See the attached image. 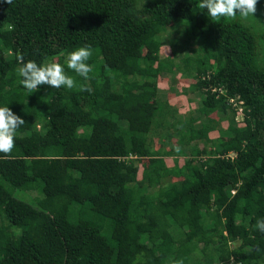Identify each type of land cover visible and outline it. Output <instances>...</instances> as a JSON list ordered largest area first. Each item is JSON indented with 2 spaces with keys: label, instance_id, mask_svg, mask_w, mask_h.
Masks as SVG:
<instances>
[{
  "label": "trees",
  "instance_id": "obj_1",
  "mask_svg": "<svg viewBox=\"0 0 264 264\" xmlns=\"http://www.w3.org/2000/svg\"><path fill=\"white\" fill-rule=\"evenodd\" d=\"M141 3L0 0V107L25 121L11 157L0 153V264H264V233L254 229L264 218L256 33L241 19L214 22L198 0ZM178 25L179 48L193 54L176 62L160 49ZM84 45L93 49L89 80L66 65ZM21 57L63 65L77 87L29 94ZM169 67L194 79L199 124L175 120L167 138L177 143L161 150L149 136L170 126L158 98ZM230 97L242 100L239 122ZM212 110L219 120L200 119ZM224 120L228 138H211ZM173 154L183 162L168 166Z\"/></svg>",
  "mask_w": 264,
  "mask_h": 264
},
{
  "label": "clouds",
  "instance_id": "obj_2",
  "mask_svg": "<svg viewBox=\"0 0 264 264\" xmlns=\"http://www.w3.org/2000/svg\"><path fill=\"white\" fill-rule=\"evenodd\" d=\"M11 5L13 0H6ZM145 0H142L137 8H143ZM258 0H198V7L207 11L208 17L214 22H219L221 18L246 19L254 16L257 10ZM93 55L90 45H84L71 51L66 57L67 69L74 72L84 80H89L93 72L92 66L88 63ZM18 76L21 77L20 84L29 94L38 90L41 85L51 88H67L69 90L77 87L76 79L67 74L65 67L59 63L47 62L38 64L36 61H22L17 69ZM80 91L91 92V88L86 84L79 85ZM25 124L24 119L16 115L8 106L0 107V153L5 157H11L15 147V137L18 129ZM254 229L264 233V218L258 219Z\"/></svg>",
  "mask_w": 264,
  "mask_h": 264
},
{
  "label": "rangeland",
  "instance_id": "obj_3",
  "mask_svg": "<svg viewBox=\"0 0 264 264\" xmlns=\"http://www.w3.org/2000/svg\"><path fill=\"white\" fill-rule=\"evenodd\" d=\"M236 19H241L245 23H249V25L252 27V29L256 33L257 42H258V58L260 59V62L264 61V0H258L257 3V10L254 14V16H249L246 19H242L237 15ZM169 26V25H168ZM180 29V31H184L185 27L182 25H178L174 28H167V30L162 35L163 39V45L161 46L160 53L161 56H167L170 55L172 58L176 61H180V56H182V53H185L186 51L189 52L190 55L193 54V52L188 49L185 46V51L181 50L179 48V39L181 38L180 31L177 32ZM169 40H173L174 48L175 50L170 48V44L168 43ZM173 47V46H172ZM194 82V79L189 78L187 75L182 73H176L172 72V68H168L166 74H163L158 77V83H159V90H158V98L162 103L166 102L168 104L167 107L163 110L165 115L164 117L170 121L169 129H166L164 131L161 130L160 126H154L152 127L150 131L149 139L151 141V146L154 149L160 148L161 150H169L174 144L177 143L176 137L173 138H167L168 131L172 130L173 125L175 124V120H190L194 123V125L198 126L199 120L195 121L192 120L196 116H198L197 107H198V95L196 90H192V83ZM132 89H135V86H131ZM242 113H237L235 120L241 121L242 119ZM215 119L219 120V114L212 110L210 114L208 115H202L200 116V119ZM195 121V122H194ZM219 127L215 130L210 132L211 138H222L227 139L226 133L220 135L221 129H226V121H220ZM186 151V148L185 150ZM187 154V152H186ZM188 156V155H186ZM177 161H176V160ZM165 162L168 166H174L177 162L178 164L183 162V156H180L179 154H173L170 156L165 155ZM148 159L143 158L141 161L140 169L138 176H141V168L147 167L148 165ZM171 177V176H170ZM170 177H167L166 181H170ZM165 180V179H164ZM172 180V178H171ZM25 193V194H24ZM13 194L18 197L24 196L26 198H33L34 195H37L36 193L32 191H23V190H15L13 191Z\"/></svg>",
  "mask_w": 264,
  "mask_h": 264
},
{
  "label": "built area",
  "instance_id": "obj_4",
  "mask_svg": "<svg viewBox=\"0 0 264 264\" xmlns=\"http://www.w3.org/2000/svg\"><path fill=\"white\" fill-rule=\"evenodd\" d=\"M220 92H223L222 89H219ZM229 102L232 103L233 106L237 107L238 108V111L241 112V108L242 107H239V105L242 103V100H238L237 98H234V97H230L229 98Z\"/></svg>",
  "mask_w": 264,
  "mask_h": 264
}]
</instances>
